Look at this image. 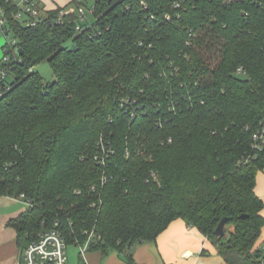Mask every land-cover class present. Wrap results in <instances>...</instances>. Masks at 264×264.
Here are the masks:
<instances>
[{"label":"trees","instance_id":"1","mask_svg":"<svg viewBox=\"0 0 264 264\" xmlns=\"http://www.w3.org/2000/svg\"><path fill=\"white\" fill-rule=\"evenodd\" d=\"M73 3L27 25L0 0L19 59L0 97V196L32 203L7 222L21 250L58 229L131 261L183 219L228 264H264V0H95L83 30L77 13L54 20Z\"/></svg>","mask_w":264,"mask_h":264},{"label":"crops","instance_id":"2","mask_svg":"<svg viewBox=\"0 0 264 264\" xmlns=\"http://www.w3.org/2000/svg\"><path fill=\"white\" fill-rule=\"evenodd\" d=\"M19 4L21 0H13ZM43 13L64 7L73 0H36ZM3 36L0 33V63L4 53ZM256 193L264 201V170L257 175ZM7 200L21 201L26 207L9 210L0 218V264H18L21 248L17 243L16 231L7 226V222L28 208V205L11 196H0ZM264 216V208L262 211ZM264 241V227L258 245ZM89 251V250H88ZM87 251V252H88ZM94 264H228L219 254L215 244L202 235L195 227L189 226L183 219L171 222L155 241L135 243L129 250L132 260L117 251L103 255L91 251ZM98 252L100 255H94ZM87 254V253H86ZM80 257H82L79 254ZM86 256V255H85Z\"/></svg>","mask_w":264,"mask_h":264},{"label":"built area","instance_id":"3","mask_svg":"<svg viewBox=\"0 0 264 264\" xmlns=\"http://www.w3.org/2000/svg\"><path fill=\"white\" fill-rule=\"evenodd\" d=\"M76 3L71 4L67 8L60 9L54 17L56 23L62 21L65 15L70 13H77L82 23H86L85 26L78 24L76 29L83 30L89 29L93 22H89L86 16L85 0H76ZM18 5V11L14 13L16 19H24L27 25H36L47 17L46 13H43L38 2L36 0H21ZM179 4H177L178 6ZM93 13V8L91 7ZM170 18V16H168ZM6 19L2 14V7L0 4V32L5 33L7 36L6 47L4 48L3 57L0 63V82L3 85L0 88V97L2 96L3 88L6 87V81L9 80L16 64L19 62L18 58L12 60V56L8 54V46H14L16 39H9V33L11 32L8 27L5 26ZM194 34L193 30H190ZM18 50V49H17ZM238 73H243V69L240 67L237 70ZM136 101L130 99L121 100V107L130 112L131 116L137 115L135 108ZM102 153L99 157L100 163L105 164L107 158V151L103 144H101ZM264 149V125H262L254 134L252 142V154L257 156ZM18 199L24 201L28 206L31 205V201L28 200L25 194H21ZM58 225V224H56ZM92 236V235H91ZM91 236L85 243L76 244L80 246V255L85 257L89 245ZM68 242L62 232L58 229H45L38 237L29 242L22 250L18 264H69V258L67 254ZM261 253L264 254V242L261 245Z\"/></svg>","mask_w":264,"mask_h":264},{"label":"rangeland","instance_id":"4","mask_svg":"<svg viewBox=\"0 0 264 264\" xmlns=\"http://www.w3.org/2000/svg\"><path fill=\"white\" fill-rule=\"evenodd\" d=\"M95 0H85V13L86 16L88 18L89 22H94L95 18L93 13L91 12V7L93 6ZM25 18H22L21 21H24ZM1 35L3 36L4 42H6L7 40V36L5 35V33L0 32ZM9 39L14 38L13 32L9 33ZM35 71H37L38 73H40L44 79L47 82H53L55 80V77L53 75V71L52 68L50 66V64L48 63V61H44L42 63H40L37 67H35ZM9 80H12V77L9 78ZM13 197V196H11ZM26 207V205L21 202V201H12V200H7L4 199L2 197H0V218L2 217L3 213L9 211V210H14V209H18L20 207ZM232 229V228H231ZM90 253H92L91 251H88L85 257H80V246L77 245L74 242H70L67 248V254H68V258H69V264H94L93 260L91 259ZM94 255H98L99 257V253L98 252H93Z\"/></svg>","mask_w":264,"mask_h":264},{"label":"water","instance_id":"5","mask_svg":"<svg viewBox=\"0 0 264 264\" xmlns=\"http://www.w3.org/2000/svg\"><path fill=\"white\" fill-rule=\"evenodd\" d=\"M74 48V46H73ZM18 53L21 54L22 53V49H19L18 50ZM245 216V215H244ZM226 223H227V219L226 218H223L220 223L218 224L216 230H215V233L216 235H222L225 231V226H226ZM262 256V253H259L258 254V257H261Z\"/></svg>","mask_w":264,"mask_h":264}]
</instances>
